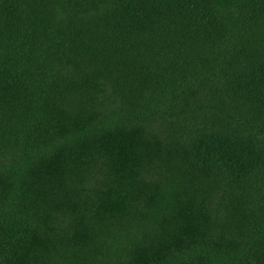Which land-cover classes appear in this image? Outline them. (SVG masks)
I'll return each instance as SVG.
<instances>
[{"label": "trees", "instance_id": "16d2710c", "mask_svg": "<svg viewBox=\"0 0 264 264\" xmlns=\"http://www.w3.org/2000/svg\"><path fill=\"white\" fill-rule=\"evenodd\" d=\"M0 264H264V0H0Z\"/></svg>", "mask_w": 264, "mask_h": 264}]
</instances>
